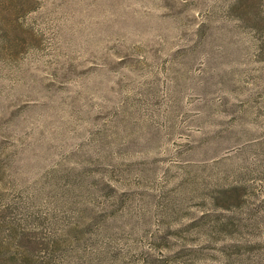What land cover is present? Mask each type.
Masks as SVG:
<instances>
[{"label":"rangeland","instance_id":"obj_1","mask_svg":"<svg viewBox=\"0 0 264 264\" xmlns=\"http://www.w3.org/2000/svg\"><path fill=\"white\" fill-rule=\"evenodd\" d=\"M2 202L71 264H264V0H0Z\"/></svg>","mask_w":264,"mask_h":264},{"label":"trees","instance_id":"obj_2","mask_svg":"<svg viewBox=\"0 0 264 264\" xmlns=\"http://www.w3.org/2000/svg\"><path fill=\"white\" fill-rule=\"evenodd\" d=\"M11 215L10 205L2 202L0 204V264H71L75 239L70 232L67 235L68 239L54 241V245H51L49 250L53 253L46 256L41 254L49 246L46 239H34L23 227L27 226L24 216L20 217L21 223L18 224ZM17 224L23 229H17Z\"/></svg>","mask_w":264,"mask_h":264}]
</instances>
